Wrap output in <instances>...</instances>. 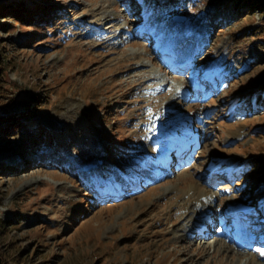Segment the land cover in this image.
<instances>
[{
    "label": "rangeland",
    "instance_id": "obj_1",
    "mask_svg": "<svg viewBox=\"0 0 264 264\" xmlns=\"http://www.w3.org/2000/svg\"><path fill=\"white\" fill-rule=\"evenodd\" d=\"M165 34L168 44L181 37L182 55L198 37L186 71L173 73L153 46ZM0 113L11 116L0 125L2 264H264V10L245 0H0ZM171 122L200 135L179 166L154 148ZM150 138L127 170L121 158ZM191 184L215 198L213 220L180 238L175 212L194 200ZM235 199L255 220L252 247L231 236Z\"/></svg>",
    "mask_w": 264,
    "mask_h": 264
},
{
    "label": "bare ground",
    "instance_id": "obj_2",
    "mask_svg": "<svg viewBox=\"0 0 264 264\" xmlns=\"http://www.w3.org/2000/svg\"><path fill=\"white\" fill-rule=\"evenodd\" d=\"M107 28H109V27L107 26ZM169 45H171V43L168 44V42H167L166 43V47H168ZM180 92H178V93H180ZM182 93H181V95H182ZM189 121H190V119H189ZM189 121H188V123H189ZM159 128H160L159 137L162 138V140H164L163 144H162L161 139H160V142L158 141L159 145L155 146L154 145L155 142H156L155 139L154 138H150L144 145H141L139 149H136L135 152H133V153L129 152L127 154H124V156L121 158V162H122V164L124 166L127 167V170L130 171V170L134 169L137 165L140 166V163H138V162L141 161L140 157L145 156L148 153V151L151 148H153L154 146H155L154 148L156 149V151H158V154L162 153L163 149L166 148V147L167 148L168 147L171 148V150H176L173 147H171V145H170V141L171 140H169L168 136L164 135V132L165 131L167 132L168 130H170L171 134L174 133L175 130H176V124H173V122H171L170 124H167V125H161V126H159ZM185 134H187V133H185ZM192 134L195 136L196 133L194 134V132H193ZM193 135H190V136L192 137ZM178 140H180L179 142L183 141L182 143L179 144L180 146H183V147L186 146V141H184V138L179 137ZM175 147H178V146H175ZM95 159H96L95 156H93L91 154H84V153L83 154L81 153L80 154V158H79V160L82 162L81 164L85 163L87 165V167L90 166L89 168H86L88 170L89 169L93 170L94 168H96L95 165L98 162H96ZM228 161H229V163L227 162L228 163L227 168L229 170H231L232 169V165L235 163V161H233V160H228ZM95 162H96V164H95ZM136 163H137V165H136ZM164 163L165 164L166 163H170V158H169V160L167 158L166 161H164ZM159 171H163V170L157 169V168L154 169L153 175L158 174ZM220 171H221V169H220ZM163 173H164V171L162 173L159 172V174H163ZM143 176H145V175H143ZM92 177L94 178V174H92ZM147 179H149V177H146V176L143 177L144 181L147 180ZM112 188H113V190H112ZM112 191H117V190H115L114 186L110 187V192H112ZM190 191L193 192L191 195L193 196L194 200L193 199L192 200L189 199L185 204L179 205L177 207V211L176 212L174 211L175 214H176L175 216H179L182 219L180 221V223L174 228V231H173L175 233V235H177L180 238L184 237L185 235H190V234L196 235V233H199L198 230L201 228V226L203 224L209 223L212 220V218L210 216H209L210 217L209 219L205 218L206 211L211 212V211H209L211 203H207L208 202V198H210L209 195L205 194V190L200 188L199 184H191L190 185ZM203 196H205V198H203ZM188 202L191 203V204L187 206ZM209 202H210V200H209ZM235 203L236 202H232L231 204H235ZM230 208H231V205H230ZM240 208H241V206H240ZM242 209H243V207H242ZM198 235H200V234H198ZM241 236H242L241 234L240 235L238 234V236H236V238L234 239V242H235V244L238 247L239 246H241V247L245 246ZM248 240H249V238H248ZM249 261L250 262H254L253 259H250Z\"/></svg>",
    "mask_w": 264,
    "mask_h": 264
},
{
    "label": "trees",
    "instance_id": "obj_3",
    "mask_svg": "<svg viewBox=\"0 0 264 264\" xmlns=\"http://www.w3.org/2000/svg\"><path fill=\"white\" fill-rule=\"evenodd\" d=\"M243 0H239V2H241ZM245 2H247L248 5L250 6H255L257 9H260V10H264V0H245ZM18 10V11H17ZM19 9H16L17 13L19 14V12H23L22 10ZM6 113H0V125L3 126V125H6L7 123H9V119L11 118V116H8L7 114L5 115ZM0 264H2L0 262Z\"/></svg>",
    "mask_w": 264,
    "mask_h": 264
},
{
    "label": "snow or ice",
    "instance_id": "obj_4",
    "mask_svg": "<svg viewBox=\"0 0 264 264\" xmlns=\"http://www.w3.org/2000/svg\"><path fill=\"white\" fill-rule=\"evenodd\" d=\"M255 251L258 252L261 256H264V249L256 248Z\"/></svg>",
    "mask_w": 264,
    "mask_h": 264
},
{
    "label": "water",
    "instance_id": "obj_5",
    "mask_svg": "<svg viewBox=\"0 0 264 264\" xmlns=\"http://www.w3.org/2000/svg\"><path fill=\"white\" fill-rule=\"evenodd\" d=\"M84 17H80V19H83ZM175 19H177V20H182V19H184V17L183 16H175Z\"/></svg>",
    "mask_w": 264,
    "mask_h": 264
}]
</instances>
